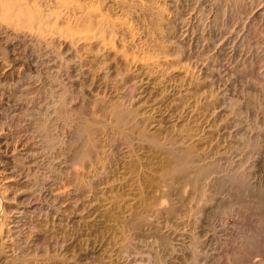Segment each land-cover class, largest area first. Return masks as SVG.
I'll use <instances>...</instances> for the list:
<instances>
[{
  "label": "rangeland",
  "instance_id": "1",
  "mask_svg": "<svg viewBox=\"0 0 264 264\" xmlns=\"http://www.w3.org/2000/svg\"><path fill=\"white\" fill-rule=\"evenodd\" d=\"M50 1L0 0V186L28 167L60 221L22 218L0 264H264V0L91 3L69 28ZM9 3L49 30L13 32Z\"/></svg>",
  "mask_w": 264,
  "mask_h": 264
},
{
  "label": "bare ground",
  "instance_id": "2",
  "mask_svg": "<svg viewBox=\"0 0 264 264\" xmlns=\"http://www.w3.org/2000/svg\"><path fill=\"white\" fill-rule=\"evenodd\" d=\"M112 1L113 0H76V1H73V3L71 4L68 0H51L48 5H49V8H52L55 10L57 8H60V7L65 8L64 19H62V20L59 19L57 22H55V24H57V26L69 28V27H72L74 25H78V26L80 25L81 26L84 24L85 21H88L87 20L88 18H92L90 16L85 15L87 12L86 10H88L87 7L91 6L90 5L91 3H93V4L101 3L105 9H109L111 7V4L113 5L116 3V2H112ZM12 7L13 6H11V3H9L8 8L13 9L15 14H11V16H8V17L5 16L4 20L7 17L10 25L12 24L11 26H13V22L15 20L20 19V18L22 19V21L19 20L22 23L21 24L22 28L16 29L17 27L13 26L14 28L11 27L13 32H15V30H21L23 35L26 36L25 38H28V36L34 37V35L29 34V32H28L29 28H25V27L32 26V21H34L36 18L39 20V22H42L44 24V25L42 24V25L38 26V27H42V31H44L45 29L49 30L48 23H47L48 20L41 21L40 17L38 15L34 19L33 18L27 19V18H25V15H21L22 11H24L22 8H20V7H13L12 8ZM55 10H54V12H55ZM52 25H53V23H52ZM8 28H10V27H8ZM79 29L80 28H77L76 30H79ZM83 30H85V29H83ZM88 39H91V37H85V35H84V40H88ZM65 45H66V43H65ZM22 137H24V136H22ZM19 145H20V141H18L16 144L17 148ZM19 152H20V154H25L24 153L25 151L23 149H21ZM32 161H33V159H32ZM32 166H35V163H32ZM25 168H26V170L20 166V167H17V169L11 170L10 172H11L12 178L7 179L5 181V183H6L5 186H4V184L2 186H0V193H4V192L10 193L15 189L18 190L19 188L25 189V190L23 189L24 191H23V195H22V199L24 202H21V204L19 203L20 205H18V207L16 206V207L10 209L11 214H10L9 220L7 222L4 221L5 223H2V226L0 228V254H2L4 256L5 251L11 252V253H8V255H7L10 258V260L17 258L15 253L11 250L12 248L9 250V246H10L9 243L12 240V237H20L23 239L26 238L25 237V231H24L25 228L21 224L22 218H25L26 216H29L30 218H36L35 222L38 224L40 223V226H47L49 222H56V221L59 222L60 221V217H59L60 216V214H59V208L60 207L57 208L56 205L46 207V206H43L42 204L39 203L40 202L39 200L41 198L45 199V201L51 200V202H55L57 200V197L59 196V194H57L58 191L55 194V192L51 188L46 187L47 185H45V187L42 186L40 188L36 187V188L32 189L34 183H32V181L30 179L29 171L27 170L28 167H25ZM2 189H4V190L2 191ZM0 201H1V199H0ZM1 210H2V205L0 202V211ZM40 215H42L41 219L38 218V217H40ZM33 230H34V228H33ZM25 241H26V239L24 240V245L26 248H28L31 245V241L27 240L28 241L27 244L25 243ZM54 243H56V242H54ZM56 250H57V248H56Z\"/></svg>",
  "mask_w": 264,
  "mask_h": 264
}]
</instances>
